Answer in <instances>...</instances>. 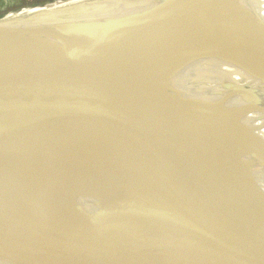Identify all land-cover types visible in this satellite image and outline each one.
I'll return each instance as SVG.
<instances>
[{
	"label": "bare ground",
	"instance_id": "obj_1",
	"mask_svg": "<svg viewBox=\"0 0 264 264\" xmlns=\"http://www.w3.org/2000/svg\"><path fill=\"white\" fill-rule=\"evenodd\" d=\"M62 17L76 28L98 23L105 31L102 38L111 42L72 44L112 55L89 82L83 79L85 71L101 68L102 61L94 63L101 58L79 59L81 54H68L47 41L60 33ZM263 28L264 0L54 1L0 22V50L15 48L23 56L34 50L46 63L31 71L4 66L0 71L23 90L53 135L61 169L91 218L110 234L132 233L143 227L138 221L150 222L156 214L130 201L137 196L163 210H177L187 201L264 175V48L253 45L259 34L251 32ZM55 78L90 85L85 110H95L101 121L103 113L110 115L107 110H117L132 127V146H121L129 137L124 133L113 148L108 137L94 131L89 145L86 136L80 137L86 131L71 126L58 103L43 106L39 91ZM56 88L51 83L47 92L56 94ZM131 95L158 116L126 120ZM15 109L19 105L0 81V111ZM141 125L146 130L140 131ZM43 148L34 133L0 119V180L19 191L15 182H21L73 213L54 188ZM124 213L137 221L111 223ZM43 216L58 220L56 213Z\"/></svg>",
	"mask_w": 264,
	"mask_h": 264
},
{
	"label": "water",
	"instance_id": "obj_2",
	"mask_svg": "<svg viewBox=\"0 0 264 264\" xmlns=\"http://www.w3.org/2000/svg\"><path fill=\"white\" fill-rule=\"evenodd\" d=\"M253 45L257 46L255 39ZM33 52L23 56L17 55L15 48L0 50V66L8 67L12 72L37 69L46 62L41 54ZM88 78L83 79L89 82ZM56 79L52 80L57 86L56 94L39 89L41 96H38L46 101L43 106L58 103L70 125L77 124L86 131L80 137L86 136L89 145V133L94 131L108 137L113 148L114 145L120 146L119 137L124 133L129 137L121 146H132L131 134L127 133L132 127L122 122L117 110H107L110 115L103 113L102 121L95 110H85L89 105L84 93L93 90L90 85H81L80 80H75L74 85L71 79L59 83ZM0 81L19 105L16 111H0V119L22 126L37 136L44 147L41 153L56 192L66 206L81 217L79 220L66 208L47 200L21 182H15L22 188L19 191L0 180V262L264 264V175L238 181L205 198L187 201L177 210H163L156 202L137 196L130 201L155 212L152 220L138 221L143 227L137 232L110 234L87 213L68 174L61 169V152L56 140L33 112L23 90L2 71ZM142 111L150 115L148 111ZM80 141L86 148L84 138ZM44 212L56 213L58 220H47ZM125 221L137 220L124 213L111 223Z\"/></svg>",
	"mask_w": 264,
	"mask_h": 264
},
{
	"label": "rangeland",
	"instance_id": "obj_3",
	"mask_svg": "<svg viewBox=\"0 0 264 264\" xmlns=\"http://www.w3.org/2000/svg\"><path fill=\"white\" fill-rule=\"evenodd\" d=\"M54 1H56L57 3L60 1L69 2L72 0H0V22H2L5 18H7L10 15L20 14L24 11L34 9L41 5L54 2ZM58 25L62 26L61 28L58 29L60 33L55 34L54 36L49 38L47 40L48 42L54 43V46H56V48H58L57 46L62 47L63 49H65V51L68 54L69 53L81 54L82 56L79 59L87 58V55L88 57L94 56L95 58H101V59L94 60V63L102 61V64H103L102 67L99 69H89L88 71H85L86 76L92 77L98 74L103 68H105L110 63L112 59V55L103 57L102 56L103 51L101 52L98 49L72 48V44L74 42H80V41L88 40V39L98 40V41H103V42H110L109 40L102 38V34H104L105 31L101 32L102 30L101 29L99 30L100 25L98 23H95V24L91 23V24H88L87 26H82V24L80 23V25L76 28V27H71L70 20L62 17L58 19ZM251 32H258L259 36L255 39V44L258 47L264 48L263 46L264 45V28L259 29L258 31H255L254 29H252ZM236 37L241 38V32L237 33ZM171 82L175 84L177 83V85H180L179 79H173L171 80ZM51 83H52V80L45 82L44 90L46 92L48 91V88L51 85ZM81 83L82 82H80V84ZM190 84L192 85V82ZM130 97L132 98L129 101V104L126 105V110H128L126 113V118H125L126 120L136 115L138 116L148 115L147 113L142 112V110L148 111L149 114L153 117L158 116L157 115L158 113L154 111L155 109L150 110L148 106H145L146 105L145 103L139 101L134 95L133 96L131 95ZM129 129H127L128 130L127 132H129ZM139 130L140 131L146 130V125L145 126L141 125L139 127ZM137 137L141 139L140 134H138Z\"/></svg>",
	"mask_w": 264,
	"mask_h": 264
},
{
	"label": "crops",
	"instance_id": "obj_4",
	"mask_svg": "<svg viewBox=\"0 0 264 264\" xmlns=\"http://www.w3.org/2000/svg\"><path fill=\"white\" fill-rule=\"evenodd\" d=\"M0 264H6V263H2V262H0Z\"/></svg>",
	"mask_w": 264,
	"mask_h": 264
}]
</instances>
